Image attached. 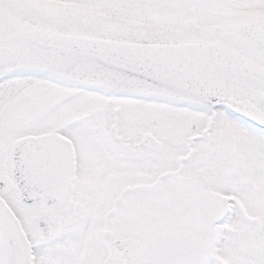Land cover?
Returning <instances> with one entry per match:
<instances>
[{
    "label": "snow or ice",
    "instance_id": "6c2138e0",
    "mask_svg": "<svg viewBox=\"0 0 264 264\" xmlns=\"http://www.w3.org/2000/svg\"><path fill=\"white\" fill-rule=\"evenodd\" d=\"M0 264H264V0H0Z\"/></svg>",
    "mask_w": 264,
    "mask_h": 264
}]
</instances>
